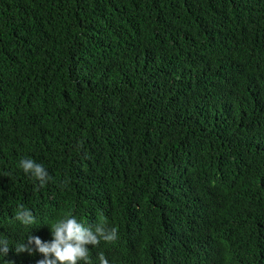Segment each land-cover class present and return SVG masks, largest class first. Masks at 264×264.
<instances>
[{
	"label": "trees",
	"instance_id": "trees-1",
	"mask_svg": "<svg viewBox=\"0 0 264 264\" xmlns=\"http://www.w3.org/2000/svg\"><path fill=\"white\" fill-rule=\"evenodd\" d=\"M64 215L91 264H264V0H0V264Z\"/></svg>",
	"mask_w": 264,
	"mask_h": 264
},
{
	"label": "clouds",
	"instance_id": "clouds-1",
	"mask_svg": "<svg viewBox=\"0 0 264 264\" xmlns=\"http://www.w3.org/2000/svg\"><path fill=\"white\" fill-rule=\"evenodd\" d=\"M19 167L39 182L37 190L51 179L45 167L33 159H21ZM14 218L25 226L35 223L32 212L23 205L18 206ZM49 230L52 237L50 241H42L37 236L29 235L26 242L15 248V252L41 254L43 258L38 260L37 264H91L89 246L95 247L101 241L111 243L118 239L116 227L108 228L104 222L94 227L85 226L73 215H64L51 224ZM9 250L8 240L0 239V255L6 256ZM98 261L99 264H109L103 253L99 254Z\"/></svg>",
	"mask_w": 264,
	"mask_h": 264
}]
</instances>
